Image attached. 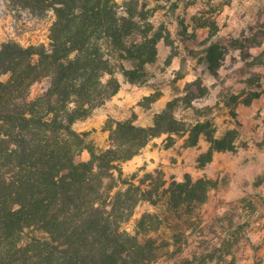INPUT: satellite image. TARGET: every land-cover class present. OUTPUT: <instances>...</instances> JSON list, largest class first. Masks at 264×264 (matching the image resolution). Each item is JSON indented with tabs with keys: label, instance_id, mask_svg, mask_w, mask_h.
Returning <instances> with one entry per match:
<instances>
[{
	"label": "trees",
	"instance_id": "trees-1",
	"mask_svg": "<svg viewBox=\"0 0 264 264\" xmlns=\"http://www.w3.org/2000/svg\"><path fill=\"white\" fill-rule=\"evenodd\" d=\"M152 1L10 0L13 9L38 18L53 11L55 21L47 46L0 45V264L156 262L159 228L149 226L160 216L144 214L136 234L123 227L137 205L153 201L154 194L125 178L122 164L163 134H189L190 145L205 137L210 147L199 157L202 167L215 152L236 149L235 131L217 138L208 130L210 107L195 109L196 122L187 124L177 115L176 101L147 127L132 119L112 122L107 148L74 128L119 91L118 74L132 84L148 82L146 66L155 61L163 38L149 18ZM257 38L255 33L248 44L235 41L224 49L241 48L244 57L260 49L248 66L253 71L264 67V33ZM220 48L213 44L205 50L215 77ZM246 81L256 89L261 85L258 74ZM36 83L44 87L32 98ZM192 85L185 97L189 109L210 93L200 82ZM230 95L236 103L237 96ZM85 150L88 160L81 159ZM208 189L203 179L177 184L165 200L168 213L187 215V207L206 202Z\"/></svg>",
	"mask_w": 264,
	"mask_h": 264
},
{
	"label": "rangeland",
	"instance_id": "rangeland-1",
	"mask_svg": "<svg viewBox=\"0 0 264 264\" xmlns=\"http://www.w3.org/2000/svg\"><path fill=\"white\" fill-rule=\"evenodd\" d=\"M150 8L149 18L163 38L157 44L155 61L146 66L148 82L132 84L118 74L119 91L74 128L107 148L112 122L132 119L147 127L170 101H176L178 117L190 124L196 122L195 109L210 107L208 130L213 129L217 138L235 131L236 149L215 152L202 167L199 157L210 147L205 137L196 145H190L189 134H163L151 140L122 168L125 178L154 194L153 201H141L123 227L136 234L144 214L160 216L149 226L159 228L154 237L161 254L151 264H264V67L248 68L258 48L246 57L241 48L224 49L235 41L248 44L255 33L260 40L264 0H153ZM54 21L53 11L38 18L13 9L10 0H0V45L15 41L23 46H47ZM213 44L222 52L219 77L209 69L205 53ZM253 74L260 77L258 89L246 81ZM194 82L207 86L210 93L193 100L189 109L185 97ZM43 87L44 83L34 84L31 97ZM233 93L236 103L231 102ZM89 158L83 151L81 159ZM187 179L205 181L206 202L190 205L188 214L181 217L168 213V191Z\"/></svg>",
	"mask_w": 264,
	"mask_h": 264
}]
</instances>
